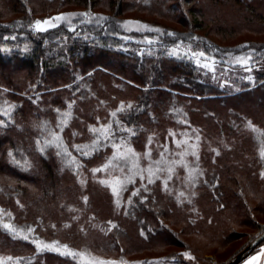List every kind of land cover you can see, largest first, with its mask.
Wrapping results in <instances>:
<instances>
[{"label":"trees","instance_id":"1","mask_svg":"<svg viewBox=\"0 0 264 264\" xmlns=\"http://www.w3.org/2000/svg\"><path fill=\"white\" fill-rule=\"evenodd\" d=\"M223 2L240 7L244 16L228 21L220 10L209 11V4ZM86 11L93 19L73 17L74 29L68 22L46 31L28 27L36 19ZM189 13L194 21H187ZM99 16L108 19L98 24ZM145 17L175 27L153 23L163 29L157 33L122 24L147 22ZM246 32L264 37V0H0V109L14 106L8 116L0 112V208L44 241H59L117 264H211L208 253L184 235L222 250L240 236L248 241L264 231L258 220L264 216V159L259 155L264 142V39L221 43ZM180 41L215 57L213 67L173 56V45ZM242 53L252 57L253 79L234 92L221 81L240 68L232 61ZM122 101L125 108L112 117ZM70 103L72 115L61 128L60 116ZM117 119L135 134L114 123ZM248 121L258 131L247 127ZM42 122L48 131L39 126ZM110 122L117 142L123 136L138 152L146 150L149 137L166 144L172 134L197 132L207 182L182 203L167 201L160 182L149 187L153 199L140 188L133 195L135 187L130 186L125 198L133 195L139 206L115 209L113 194L100 182L102 174L92 172L113 148L108 143L93 150L96 133L90 126ZM51 131L60 134L79 168L67 164L70 157L58 155L54 144H44ZM75 145L89 147L78 151ZM0 255L20 258L21 264H84L78 255L39 254L31 242L1 228Z\"/></svg>","mask_w":264,"mask_h":264},{"label":"snow or ice","instance_id":"2","mask_svg":"<svg viewBox=\"0 0 264 264\" xmlns=\"http://www.w3.org/2000/svg\"><path fill=\"white\" fill-rule=\"evenodd\" d=\"M76 16H83L91 22L93 19L94 14L90 11H86L83 13H59L55 17H48L45 19H36L35 21L31 22L28 27L34 28L37 31H46L48 28L56 27L62 20H67L69 25L74 29L75 25L72 24V18ZM108 18L104 16L96 17V23L100 24L106 21ZM123 26L128 27L132 25H139L142 28L145 29H151L157 33L163 32V29L156 27L152 28L151 25H148L146 23H142L140 21L135 20H126L122 22ZM7 27V25H5ZM169 35H175L173 32H169ZM14 38V37H13ZM148 39L149 42H151L150 38ZM190 39H199L198 37ZM183 46L184 50L191 53V56L195 59L196 63L199 65L201 64V58H205L203 66L206 68L213 67L215 63V57H208L207 53L203 50L193 51L191 45H184L183 41H180L178 44L173 45L172 48V55H176ZM229 56L232 55V53H228ZM252 57L250 54H240L239 56L235 57V60L232 61L233 63H239L241 65H247L251 62ZM210 61V62H209ZM250 70V69H249ZM246 79L251 80L252 77L248 76ZM227 83V81L225 82ZM14 106H9V111ZM71 107L72 104H69V110L66 112H63L59 119V127H63L66 125L72 115L71 113ZM128 108L131 107V104L127 105ZM125 108V104L122 101L120 104V107L111 113L112 117L117 116V112L121 111ZM9 111H3V109H0V112H2L3 115L8 116ZM56 111L59 113L60 109H56ZM99 119V118H98ZM114 123L120 125V127L123 130H126L130 135H134V129L128 128L126 125L123 124L120 120H115ZM185 123H188L185 121ZM4 121L0 120V125H3ZM41 128H43L45 131H48L47 129V122H42L39 125ZM247 127L254 131H258L256 126L251 122L248 121ZM90 131L93 133H96V137L94 140L91 141V145L93 146V150H95V146H106L108 143H111L112 148L114 149L112 156L108 158V160L100 165L99 167L93 168L92 172L95 174L97 172H100L101 170H104L106 173L109 171H115L119 170L120 174H113L110 175L108 178L102 179L100 182L104 185H107L110 187L112 193L114 196L117 197L116 204L119 206L120 199L119 196L122 191L125 190L126 186L128 184H133L136 182V178L139 177L141 181L147 180L149 184L154 183L156 179H162L165 190H169V181L173 180V177L177 175V166H183V168L186 170V176L183 178L184 181L188 182L191 186H194L196 183H198V177L200 175H203V172L198 168V166L193 167L188 160L186 159L187 156L193 155L196 156L197 160L199 159L198 156V144H189L188 140H176V144L179 147H182L183 145L187 144L188 146L184 148L183 151L172 153L170 149L167 148V146H164L163 150L160 153L159 159L152 160L151 157V149L149 148L148 151L144 154L148 157L149 163L145 167L141 164V154L137 153L134 148H132L129 144H127L124 140V137L121 136L119 138V142H117L115 132L116 129L113 128V123L110 122L108 124H101L99 127L90 126ZM198 131V130H196ZM174 135V134H173ZM197 141L200 140V136L197 135L195 137ZM152 138L149 137V144L151 143ZM37 144H40V139H37ZM44 144L52 145L54 144L56 148L59 150L58 155H66L70 157L67 159L66 163L69 165H75L76 168H79L80 162L77 160V158L72 155V153L69 151L67 145L63 143L62 137L59 133L55 131H51V139H45ZM78 151H80L82 148L87 149L89 145H75L74 146ZM40 151H44V147L40 148ZM168 153V155H166ZM9 156L15 160V157L13 156V153L11 150H9ZM82 155L87 156L89 155V151H82ZM259 155L262 159H264V142L261 143V146L259 148ZM175 156H179V159H175ZM19 163V161H16ZM260 175L262 178H264V170H261ZM83 183V181H81ZM143 186V185H142ZM139 192V189L133 190V195H137ZM196 193L192 192L191 195L194 196ZM187 195L184 191H181L178 196L177 200L179 202H183L180 200V197ZM85 201H87V196L83 198ZM142 199H147V197H142ZM129 202H131V197H129ZM19 204L20 202L17 201ZM23 207V205H21ZM0 212H3V209H0ZM10 216L11 213H8ZM0 224L3 225L5 229H7L9 232H11L13 235H21L25 240L29 239L30 237L25 234L24 228H18L12 223L4 222L2 218H0ZM54 226V225H53ZM28 233L33 232V229L31 227H28L26 229ZM33 243L36 244L38 250H43L46 248H51L55 251H61L63 249L66 253L72 254V255H78L88 261V264H117L116 261H107L103 260L99 257H94L88 255L85 251L76 252L75 250L69 248L67 244L60 245L59 241H52L51 243L41 241L39 239H34ZM185 257H188L190 259H195L191 255L190 252H185L183 254ZM264 257V248H261L260 252L257 253L256 256H252L249 258V260L246 262V264H260V258ZM13 261V264H20V258H13L11 256L9 257H0V264H4V261Z\"/></svg>","mask_w":264,"mask_h":264},{"label":"rangeland","instance_id":"3","mask_svg":"<svg viewBox=\"0 0 264 264\" xmlns=\"http://www.w3.org/2000/svg\"><path fill=\"white\" fill-rule=\"evenodd\" d=\"M181 5V3H180ZM190 6L189 3L188 4H185L184 3V6ZM209 4L208 8H209V11H221L223 12V14H227L228 16V21H236V20H240L241 17H243L244 15L242 14V9H240V7L238 8L236 5H233L231 3H225L223 2L220 6L219 5H216L213 4L211 5ZM241 10V11H240ZM181 13L184 15V11L182 12L181 9L180 10H177V9H174V13ZM67 13V12H65ZM171 13H173V11H171ZM190 15L188 17H186V19H188L187 21L192 20L194 21V17L191 13H189ZM56 15H53L51 17H55ZM130 16H135V15H130ZM45 19V18H44ZM146 21L147 22H142V23H146L148 25H151L152 28H155V26H153L152 24H162L164 26H173L175 27L174 25H172L171 23H167L165 21H158V20H155L154 18L152 17H145ZM62 22H67V20H62L60 23ZM59 23V24H60ZM58 24V25H59ZM50 29V28H48ZM127 29L129 30H142V31H145L146 29L145 28H142L140 27L139 25H132V26H128ZM178 29V27H177ZM35 30V29H34ZM151 30V29H149ZM37 31V30H35ZM196 32H198L199 34H203L206 32L205 29H202V30H195ZM244 32V30L242 31ZM213 40L219 42L218 40H216L215 38L212 37ZM261 39H264V37L260 38V37H257L256 35L254 34H250V33H243L241 34L240 36H238L237 38H233L227 42H221L222 44H226L228 42H232V43H238V42H241V41H244V40H261ZM172 52V51H171ZM170 52V53H171ZM175 57H178V58H189L191 60H193V62L198 65L195 61V59L191 56V53L190 52H187L184 50V48H181V50L176 54V55H173ZM204 64V58H201V64H199V66L203 67L206 69V67L203 66ZM236 64V63H235ZM238 66L240 68H236L235 70L233 71H229L230 74L228 75V77L224 80L221 81V85L224 86V87H230L231 90H233L234 92H238V88L240 86L241 83L243 82H249L253 79V75H252V70H249L250 67H249V64L247 65H241L239 63H237ZM248 76H251L252 79L249 80V79H246V77ZM227 81V83H225ZM199 135L197 132L193 131V130H189V131H184V132H180V133H176V134H172L171 136L173 137L172 141L169 143L167 142L166 144H160V143H157V141L152 138L151 140V143L149 144V141H148V144H147V148L145 151L143 152H138L137 150H135L137 153H140L141 154V164L143 166H147L148 163H149V159L146 155H144L148 149L150 148L151 149V157H152V160H156V159H159L160 157V153L161 151L163 150L164 146H167L168 149L171 150L172 153H175V152H179V151H183L185 147H187L188 145L185 144L183 145L182 147H179L177 146L176 144V140L179 139V140H188V143L189 144H198V156H200V142H201V137H200V140L197 141L195 139V137ZM200 136V135H199ZM154 139V140H153ZM130 145V144H129ZM155 145V146H153ZM131 146V145H130ZM132 147V146H131ZM114 151V149H113ZM157 152V158H155L154 156V153ZM166 155H168V153H166ZM112 156V155H111ZM110 156V157H111ZM109 157V158H110ZM175 159H179V156H175L174 157ZM186 159L188 160V162L193 166V167H196L198 166V168L203 172V175H200L198 177V183H196L194 186H191L188 182L184 181L183 178L186 176V170L183 168V166H177V175H175L173 177V180L169 181V190H165L164 188V184H163V181L162 179H156L154 183H151L149 184L147 182V180H144V181H141L139 179V177L136 178V182L133 183V184H128L125 188L124 191L121 192L120 196H119V199H120V204L119 206H117L116 204V199L117 197L114 196V194L112 193L111 189L109 186V189L111 191V193L113 194L114 196V206H115V209L117 210H120L122 208V205L124 204L126 207H129L131 206L133 203L136 205V206H139L137 204L136 201H134L133 199V195L130 196L131 197V202H129V197L128 198H125V192L128 190V188L130 186H134L135 189H141L140 191H144L145 193L147 194H150L152 196V199L154 198L153 197V194L152 191L150 190V185H153V184H156L157 182H160L161 184V192L163 193L165 199L167 201H171V202H178L180 203L178 200H177V196L178 194L181 192V191H184L187 195L185 196H182L180 197V200L182 201H187V199H190V197H192L191 193L192 192H195L197 187H199L200 185H203L204 183H206V174L203 170V168L201 167V164H200V160L196 158V156H193V155H189L186 157ZM100 173L102 174L101 176V180L102 179H105V178H108L110 175H113V174H120L119 173V170H115V171H109L108 173H106L104 170H101ZM140 183L138 186H136V184ZM143 185V186H142ZM139 194V193H138ZM146 199H143V201H145ZM2 209V208H0ZM0 218L3 219L4 222H7V223H12L14 224L15 226H17L18 228H24L25 229V234L28 235L30 238L25 240L23 238V236L21 235H13L11 232H9L7 229H5L3 227L2 224H0V228L9 232L11 235H13L15 238H18V239H21V240H25V241H29L31 242L37 253H44V252H49V253H54V254H58V255H61V256H64V257H73L74 255L72 254H68L66 253L63 249H61V251H55L51 248H46V249H43V250H38L37 249V246L36 244L33 243V240L34 239H39L41 241H44L42 240L41 238H39L34 232H31V233H28L26 231V227L25 226H22V225H19V224H16L15 222H13V219H12V216H9L8 213L6 212H0ZM258 220L262 223V226H264V216H261V215H258ZM215 230V228H213V231ZM261 231V230H260ZM259 231V232H260ZM259 232L255 233L254 235H251L250 236V239L247 241V239L243 236H240L239 238H237L236 241H234L233 243H231L228 247L224 248V249H219V250H215V247L214 246H210L208 242H206L203 238H199V240H193V236H187V235H184V238L188 241V242H191V245L195 248H197L199 251L201 249L202 253L205 254V253H208V255H205V258L209 259L211 261V264H217V260L219 262H222V263H219V264H225L228 260H230L232 257H234L235 255H237L239 252H241L243 250V248L257 235L259 234ZM44 242H48V241H44ZM52 242V241H51ZM51 242H48V243H51ZM60 245H63L59 242ZM198 246V247H196ZM261 248H264V244L262 246H260L256 251H254L251 255H247L246 258L240 263V264H246V262L249 260L250 257L252 256H256L257 253L260 252ZM213 252H217V254H214ZM76 256V255H75ZM90 256H93L92 254H90ZM0 257H7V256H1ZM188 258V257H187ZM190 259V258H189ZM262 260V262H261ZM83 263L84 264H88V261L86 259L83 258ZM260 263L264 264V257L260 258ZM4 264H13V261H8L5 259L4 261ZM20 264H21V260H20Z\"/></svg>","mask_w":264,"mask_h":264},{"label":"water","instance_id":"4","mask_svg":"<svg viewBox=\"0 0 264 264\" xmlns=\"http://www.w3.org/2000/svg\"><path fill=\"white\" fill-rule=\"evenodd\" d=\"M264 242V231L257 234L237 255L228 260L225 264H240L246 256L254 251L260 244Z\"/></svg>","mask_w":264,"mask_h":264},{"label":"crops","instance_id":"5","mask_svg":"<svg viewBox=\"0 0 264 264\" xmlns=\"http://www.w3.org/2000/svg\"><path fill=\"white\" fill-rule=\"evenodd\" d=\"M261 262H262V260H261ZM260 264H262V263H260Z\"/></svg>","mask_w":264,"mask_h":264}]
</instances>
